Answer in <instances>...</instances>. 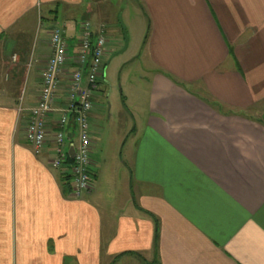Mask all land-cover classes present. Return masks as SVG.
Here are the masks:
<instances>
[{
  "label": "crops",
  "instance_id": "1",
  "mask_svg": "<svg viewBox=\"0 0 264 264\" xmlns=\"http://www.w3.org/2000/svg\"><path fill=\"white\" fill-rule=\"evenodd\" d=\"M137 3L153 74L125 179L104 185L91 101L92 185L73 200L25 125L49 32L61 26L74 57L89 4L0 0V264H264V0ZM75 68L59 76L57 106Z\"/></svg>",
  "mask_w": 264,
  "mask_h": 264
},
{
  "label": "rangeland",
  "instance_id": "2",
  "mask_svg": "<svg viewBox=\"0 0 264 264\" xmlns=\"http://www.w3.org/2000/svg\"><path fill=\"white\" fill-rule=\"evenodd\" d=\"M84 2L89 4L86 20L95 26L100 24L105 27L107 53L100 67L103 79L91 97L97 114L96 119L90 122H93L91 125L95 126L98 133L97 148L102 149L104 185L113 184L118 190L119 183L125 179L126 161L136 138L134 129H139L145 114L148 87L153 74V65L144 47L146 21L137 0ZM89 12L93 13L91 17L88 16ZM118 18L127 37V46L122 53L119 51L124 45V37ZM82 19H77V26L81 27ZM111 22L113 26L109 25ZM113 29H117L118 40L113 36ZM13 57L16 62V55L11 56V61ZM246 114L252 115L251 112ZM72 142H76V132L72 135ZM92 157L97 159L98 156L94 154Z\"/></svg>",
  "mask_w": 264,
  "mask_h": 264
},
{
  "label": "built area",
  "instance_id": "3",
  "mask_svg": "<svg viewBox=\"0 0 264 264\" xmlns=\"http://www.w3.org/2000/svg\"><path fill=\"white\" fill-rule=\"evenodd\" d=\"M63 28L54 25L49 32L51 54L41 73V87L37 101L29 109L25 125V140L33 155L39 156L49 150L52 157L49 166L67 175L70 180L69 196L79 200L92 185L91 140L89 134L88 114L92 108L91 97L102 81L100 67L107 53V41L101 27L96 34L88 22L81 23V37L78 53L72 57L68 54V45L63 37ZM13 61L15 58L13 57ZM70 61L76 64L71 73L67 87V103L57 106L59 76L65 64ZM85 76V77H84ZM18 106L17 112L21 114ZM57 113L54 130H47L46 121L51 114ZM68 120L75 126L76 142H72V132L67 138L66 124ZM73 144L74 155H68L70 144ZM68 160L70 163H67Z\"/></svg>",
  "mask_w": 264,
  "mask_h": 264
},
{
  "label": "water",
  "instance_id": "4",
  "mask_svg": "<svg viewBox=\"0 0 264 264\" xmlns=\"http://www.w3.org/2000/svg\"><path fill=\"white\" fill-rule=\"evenodd\" d=\"M118 22L119 24L121 25V29H122V34H123V37H124V45L122 47V49L119 51V53L123 52L125 49H126V46H127V37H126V31H125V28L124 26L122 25L120 19L118 18ZM262 121L264 122V115H262L261 117ZM67 138L69 139L70 138V132L67 133ZM68 155L70 158L73 157L74 155V148H73V144L71 143L70 146H69V149H68Z\"/></svg>",
  "mask_w": 264,
  "mask_h": 264
},
{
  "label": "trees",
  "instance_id": "5",
  "mask_svg": "<svg viewBox=\"0 0 264 264\" xmlns=\"http://www.w3.org/2000/svg\"><path fill=\"white\" fill-rule=\"evenodd\" d=\"M146 38V36H145ZM67 163H70V161L68 160ZM60 182H61V186H62V193L64 196H69V192H70V180H69V176L67 175H63L60 178Z\"/></svg>",
  "mask_w": 264,
  "mask_h": 264
}]
</instances>
